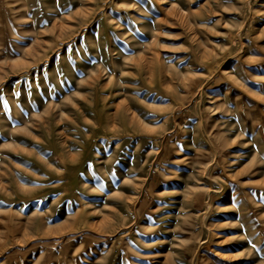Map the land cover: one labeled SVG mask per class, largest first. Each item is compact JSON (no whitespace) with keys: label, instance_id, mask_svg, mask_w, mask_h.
<instances>
[{"label":"rangeland","instance_id":"obj_1","mask_svg":"<svg viewBox=\"0 0 264 264\" xmlns=\"http://www.w3.org/2000/svg\"><path fill=\"white\" fill-rule=\"evenodd\" d=\"M0 264H264V0H0Z\"/></svg>","mask_w":264,"mask_h":264}]
</instances>
